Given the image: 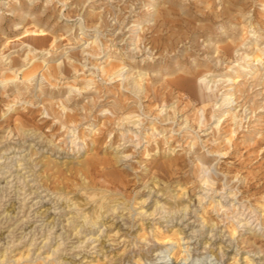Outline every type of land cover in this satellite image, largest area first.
Wrapping results in <instances>:
<instances>
[{
  "label": "rangeland",
  "instance_id": "1",
  "mask_svg": "<svg viewBox=\"0 0 264 264\" xmlns=\"http://www.w3.org/2000/svg\"><path fill=\"white\" fill-rule=\"evenodd\" d=\"M21 1L26 0H0V25L19 23L24 11L11 12V7ZM36 1L41 12L50 7L53 17L46 27L49 33L58 29L56 40L49 38L50 44L59 41V48L35 49L12 33L0 41V65L5 64L0 66V262L184 264L186 255L187 264H264V0H241L230 17L216 23L219 31H240L231 49L234 60L217 61L219 52L203 51L210 41L216 44L214 35L210 40L196 35L202 51L181 69L178 55L169 60V0ZM228 1L174 0L183 11L191 5L209 10L212 2L219 4L217 10L228 9ZM90 14L102 17L96 28H89ZM103 19L109 27L98 30ZM243 23L251 25L245 29ZM95 42L101 45L99 56L88 53ZM188 48L191 43L185 54ZM10 58L18 59L19 68L10 67ZM195 58L216 60L211 71L205 64L192 66L195 85L214 98L208 105L183 92L169 99V82ZM64 65L70 76H55L56 66ZM135 106L141 113L127 118ZM170 112L174 120L163 122ZM74 113L78 123L64 126L66 114ZM129 153L132 159H123ZM113 172L117 178L107 176ZM198 177L210 181L207 189ZM97 189L114 195L115 210L91 197L100 193ZM90 217L100 224H87ZM236 221L243 228L233 239Z\"/></svg>",
  "mask_w": 264,
  "mask_h": 264
},
{
  "label": "bare ground",
  "instance_id": "2",
  "mask_svg": "<svg viewBox=\"0 0 264 264\" xmlns=\"http://www.w3.org/2000/svg\"><path fill=\"white\" fill-rule=\"evenodd\" d=\"M134 1H137V0H134ZM180 1V0H179ZM212 1V0H211ZM214 1V0H213ZM230 1V0H229ZM228 1V2H229ZM67 2V1H66ZM74 2H76V1H74ZM73 2V3H74ZM78 2H79V0H78ZM132 2V1H131ZM226 2H227V0H226ZM16 3V2H15ZM14 3V4H15ZM77 3V2H76ZM75 3V4H76ZM183 3V2H182ZM203 3V2H202ZM216 3H218V2H216ZM241 3V0H231L230 2H229V5H228V9H222V10H217V8H214L215 6H214V2H212V6H209V10H206V9H208V7L205 9V10H194V9H197V8H195V7H192V5H191V7H189L188 5V10H186V11H183L184 10V8L183 9H180V8H178L177 6L178 5H176V4H178L177 2H174V0H169V15H166V16H169L168 18H169V60H171V56H170V54H173V53H175L176 55H178L180 58H179V60L177 61V63L178 64H176V65H179V68L181 69V67L182 66H184L183 64H184V62H186L187 60H188V57H191V56H193L194 54H195V52H201L202 51V49H201V47H202V45L200 44V42L197 40L198 38L196 37V35H198L199 37H207V39L208 40H210V39H213L212 38V36L211 35H214V39H215V41H216V44L215 45H213V43L210 41V45H207V46H204L205 47V49L203 50L204 52H207V53H217V52H219V56L216 58V60L217 61H220V62H224L225 60V62H227V60H228V62H229V60H234V58L236 57V56H234V52L231 50L232 49V46H233V43H235V44H237V42L240 40V38H239V35H240V31L237 29V28H231L230 29V27H225V29L224 30H222V31H219L217 28H215V25H216V23L220 20V19H224L226 16H231V13L232 12H234V11H230V10H232V6L234 5V7H237L238 6V4H240ZM13 4V6H12V4H11V12L13 11V12H23V14H21V16L18 18L19 19V23H17V24H15L14 25V28L17 26V25H19V24H21L22 25V27H20V28H18L17 30L16 29H14L13 28V26L11 27V26H9L8 27V25H7V27L8 28H10V30L7 28V27H5L4 25H0V41H1V39H2V35H10L11 33L12 34H16V37H18V38H16V40L18 39H23V40H26V41H28V42H30L31 43V46L32 47H34L35 49H43L44 50V48H47V47H53V49L54 48H59V41H57V42H53V43H51L50 44V42L52 41L50 38H49V34L50 35H52L54 38H52L53 40H56V36H58V35H56L57 34V32H58V29L57 28H54L52 31H50V33H49V29L46 27V24H48L49 23V25H50V22H51V18L53 17L52 15H51V11H50V7L49 6H47L46 8H45V10L44 11H42L41 12V8H42V6H40V4L36 1V0H26V1H21L19 4H17V5H14ZM78 4V3H77ZM80 4H81V2H80ZM79 4V6H82V5H80ZM191 4V3H190ZM210 4V3H209ZM224 4H225V2H224ZM244 4V3H243ZM185 5V4H184ZM211 5V4H210ZM216 5V4H215ZM219 5V4H218ZM218 5H216V6H218ZM245 5H247V4H245ZM186 6V5H185ZM184 6V7H185ZM186 6V7H187ZM197 6V5H196ZM226 6H227V4H226ZM77 7V6H76ZM222 7H224V5L222 4ZM242 7V6H241ZM245 7V6H244ZM99 8V7H98ZM107 8H108V11L111 13V14H113V15H115L116 14V11H115V9L114 8H112L110 5H108V7H106V10H107ZM199 8V7H198ZM201 8V7H200ZM199 8V9H200ZM227 8V7H226ZM246 8H247V6H246ZM125 9H128V5H126L125 6ZM238 10V9H237ZM247 10V9H246ZM55 11V10H54ZM160 11V10H159ZM162 11V10H161ZM160 11V12H161ZM166 11V10H165ZM164 11V13H167V11L165 12ZM244 11V10H243ZM134 13H135V16L137 15V12H135V11H133ZM163 12V11H162ZM231 12V13H230ZM39 13V14H38ZM94 13V12H93ZM239 13H242V12H240L239 11ZM70 14V13H69ZM87 14V13H86ZM96 14V13H95ZM159 14V13H158ZM161 14V13H160ZM159 14V15H160ZM236 14V13H235ZM234 14V15H235ZM35 15V17L32 19H30V17H32V16H34ZM54 15H55V13H54ZM162 15H165V14H162ZM162 15H160V16H156V17H161ZM52 16V17H51ZM71 16H72V14H71ZM166 16H165V19H168V18H166ZM242 16V15H241ZM67 17H68V15H67ZM119 18H120V16H118ZM164 17V16H163ZM57 18V17H56ZM69 18H71L70 16H69ZM85 18V17H84ZM162 18V17H161ZM87 19V18H86ZM100 19H102V17H98L97 15H93V14H90L89 16H88V20L90 21V26H89V28H96V25H97V23L99 22V20ZM157 19V18H156ZM234 19H236V17L234 18ZM56 20V19H55ZM160 19H158V21H159ZM163 20H164V18H163ZM87 21V20H86ZM157 21V20H156ZM165 21V20H164ZM163 21V22H164ZM222 21V20H221ZM226 21V20H225ZM225 21H223V22H225ZM229 21V20H228ZM10 22V21H9ZM166 22V21H165ZM198 22H205L204 24H197ZM240 22V21H239ZM242 22V21H241ZM240 22V23H241ZM244 22V21H243ZM1 23H2V21H1ZM103 23V24H102ZM102 25H101V27L98 29V30H100V29H108V27H109V24L108 23H106V21H104V19L102 20ZM160 23H162V22H160ZM167 23V22H166ZM244 23H246V22H244ZM243 23V25L245 26V29H248V27L252 24L251 22V24L249 23V24H244ZM159 24V23H158ZM164 24V23H163ZM163 24H161V25H163ZM243 25H241V26H243ZM254 25V24H253ZM51 26V25H50ZM165 26V25H164ZM60 27V26H59ZM62 28V27H61ZM60 30V29H59ZM82 30V29H81ZM243 30V29H242ZM244 31V30H243ZM247 31V30H246ZM249 31V30H248ZM60 32V31H59ZM245 32V31H244ZM243 32V33H244ZM100 33V32H99ZM247 33V32H246ZM64 34V33H63ZM242 34V33H241ZM248 34H249V32H248ZM66 35V34H65ZM247 35V34H246ZM19 36H21V38H19ZM158 36V35H157ZM161 36V35H160ZM7 37V36H6ZM12 37V36H11ZM59 37H60V35H59ZM62 37H64V36H62ZM144 38H145V36H143ZM230 37L231 38H233V40H232V43H229V41H228V39H230ZM244 37H245V40H248V39H246L247 37L245 36V33H244ZM249 37V36H248ZM61 38V37H60ZM143 38V39H144ZM152 38V37H151ZM6 39V38H5ZM8 39H9V37H8ZM68 39V38H67ZM143 39H142V41H143ZM205 39V38H204ZM244 40V41H245ZM6 41H8V40H6ZM98 41V40H97ZM147 41V40H146ZM162 42H163V40H161ZM205 41V40H204ZM203 41V42H204ZM1 42H4V41H1ZM87 42H88V40H87ZM249 42V41H248ZM256 42V41H255ZM8 43H9V41H8ZM23 43H25V41H22L21 42V44H23ZM96 43V42H95ZM189 43H191V50H190V52H189V48H188V50H187V52H186V54H185V50L187 49V44H189ZM222 43H226L227 45H224V46H222L221 44ZM243 43V42H242ZM13 44V43H12ZM12 44H11V46H12ZM159 44V43H158ZM205 44V43H204ZM249 44V43H248ZM254 44V43H253ZM2 45V44H1ZM1 45H0V47H1ZM5 45V44H4ZM7 45V44H6ZM5 45V46H6ZM217 45H221V46H217ZM240 45V44H239ZM100 46L101 45H99V44H95V46H94V49H93V52H89L88 51V53H90V54H92V55H101V48H100ZM159 46V45H158ZM166 46H168V45H166ZM240 46H242V45H240ZM256 46V45H255ZM259 46V45H258ZM3 47V46H2ZM6 48V47H5ZM8 48V47H7ZM10 49V48H9ZM8 49V50H9ZM52 49V48H51ZM236 49V48H235ZM260 49V48H259ZM241 50V49H240ZM260 50H262V48L260 49ZM1 51V50H0ZM35 51V50H34ZM54 51V50H53ZM96 51H99L98 53H96ZM258 51V50H257ZM3 52V51H2ZM20 52V51H19ZM23 52V51H22ZM26 52L27 51H25V53L23 54V56H25V54H26ZM32 52V51H31ZM263 52V51H262ZM264 53V52H263ZM5 54H7L6 53V51H4V53H3V55L5 56ZM9 54V53H8ZM28 54V53H27ZM260 54V53H259ZM4 56H2V57H4ZM8 56V55H7ZM197 56V55H196ZM199 56V55H198ZM259 56V55H258ZM71 57H77V55L75 54V55H73L72 54V56ZM260 57H263V55H261ZM17 58H18V56H17ZM33 58V57H32ZM54 58V57H53ZM242 58V57H241ZM9 59V58H8ZM11 59V58H10ZM56 59V58H55ZM214 59V58H213ZM212 58H209L206 62H201L200 60H199V58H195V59H193V61L190 63V65H191V68H189L188 70H184L183 71V75L181 74V76H179V77H176L177 79L176 80H174V81H171V82H169V99L170 98H173V96H174V94H175V92H183L184 94H188L189 95V97L191 98V99H195V100H199V97H201V102L202 103H206L207 104V102H213V100H214V98L211 96V95H208V94H205V93H203V92H201L202 90H200L198 87L199 86H197V84L195 85V83H194V81L192 80V79H194V78H192L193 76H195V75H198L195 71H196V69H194L193 70V67L192 66H194V67H198L199 65H204L205 64V66L207 67V71H211L212 69H211V63L213 62V61H216V60H213ZM240 59L237 57L236 58V61H239ZM262 60V59H261ZM3 61V60H2ZM5 61V60H4ZM3 61V62H4ZM263 61V60H262ZM187 63H188V61H187ZM10 67H12L13 69L15 68H19V61H18V59H15V58H12L11 59V61H10ZM170 64V63H169ZM189 64V63H188ZM2 65H5V64H3V63H1V68H2ZM21 65V64H20ZM121 65V64H120ZM171 65V64H170ZM182 65V66H181ZM189 65V66H190ZM8 66V65H7ZM75 67V66H74ZM173 67V66H172ZM187 67V66H186ZM186 67H185V69H186ZM5 68V67H4ZM8 68V67H7ZM12 68H9V69H12ZM75 68H77V67H75ZM176 67H174V69H175ZM183 68V67H182ZM205 68V67H204ZM170 69V68H169ZM198 69V68H197ZM5 70H7L6 68H5ZM34 70H36L37 71V68L36 69H34ZM206 70H204V71H206ZM35 71V72H36ZM171 72L173 71V70H170ZM175 71V70H174ZM173 71V72H174ZM3 72V71H2ZM34 72V71H33ZM33 72L31 71V73L33 74ZM72 71L70 70V68L67 66V65H64V67H57L56 66V68H55V71H54V74H55V76H58L59 74H63V75H69L70 76V73H71ZM203 72V71H202ZM201 72V73H202ZM111 73V72H110ZM205 73V72H204ZM32 74H30V75H32ZM47 74H49V73H47ZM51 74H53V72L51 73ZM53 74V75H54ZM207 74H208V72H207ZM178 75V74H177ZM180 75V74H179ZM203 75H205V74H203ZM239 75V74H238ZM27 76V75H26ZM49 76H51V75H49ZM48 76V77H49ZM117 76H121L120 74L119 75H117ZM191 76V77H190ZM28 77H29V74H28ZM45 77H47V76H45ZM47 77V78H48ZM202 76H198L197 78H201ZM51 78V77H50ZM60 78V77H59ZM69 78V77H68ZM115 78V77H114ZM173 80V79H172ZM240 79H237V81H239ZM137 81V80H136ZM237 81H236V83H237ZM168 84V83H167ZM200 84V83H199ZM135 86H137V87H139L140 88V84H136ZM87 87V86H86ZM128 87V86H127ZM201 87V86H200ZM28 88V87H27ZM142 88V87H141ZM26 89V88H25ZM157 91V90H156ZM165 91V90H164ZM168 91V90H167ZM245 92V91H244ZM162 93V92H161ZM165 93V92H164ZM164 93H163V95H164ZM165 94H167V93H165ZM22 95V94H21ZM180 95V94H179ZM226 96V95H225ZM166 97V96H165ZM217 98V97H216ZM130 99V98H129ZM161 99V98H160ZM118 100V99H117ZM122 100V99H121ZM51 101H52V99H51ZM124 101V100H123ZM49 102V101H48ZM68 102H70L69 100L67 101V103ZM136 102V101H135ZM65 103H66V101H65ZM122 103V102H121ZM121 103H119V104H116L117 106H118V109L119 108H121V109H125V104H122L121 105ZM138 104V103H137ZM55 105V104H54ZM64 105H66V104H63V106ZM208 105V104H207ZM116 106V107H117ZM213 106V105H212ZM136 107V106H135ZM138 107V106H137ZM134 108V109H137V110H130L131 112H129L128 114H127V118H132L133 119V117H135L136 116V114L139 112V113H141L140 112V110H139V108ZM208 107V106H207ZM52 108V107H51ZM66 108H68V106H66ZM86 109V108H85ZM127 109V108H126ZM125 109V110H126ZM132 109V108H131ZM180 109V108H179ZM51 110H53V109H51ZM86 110H88V112H90L91 113V111L93 110V109H89V108H87ZM173 110H174V108H173ZM40 111V110H39ZM117 111V110H116ZM119 111V110H118ZM124 111V110H123ZM41 112V111H40ZM114 113V112H113ZM116 113V112H115ZM124 113V112H123ZM148 113V112H147ZM147 113L145 114L146 116H147ZM150 113V112H149ZM171 113V112H170ZM169 113V118H167V116H166V118H164V120H162L163 122H165V121H167V120H174L173 118H171V116H172V113L170 114ZM173 113L176 115V112H174L173 111ZM177 113H179V112H177ZM212 113V112H211ZM219 113V112H218ZM53 114H56V113H53ZM126 114H125V116H126ZM160 114V113H159ZM58 115V114H57ZM63 115V114H62ZM119 115V114H118ZM124 115V114H123ZM224 115V114H223ZM133 116V117H132ZM138 116L140 117L141 116V114H138ZM137 116V117H138ZM56 117V116H55ZM64 117V116H63ZM81 117V116H80ZM60 118V117H59ZM88 118V117H87ZM115 118V117H114ZM121 117H119V118H117V119H120ZM175 118V117H174ZM62 119L63 118H61V121H62ZM65 120L64 121H60L62 124H64V126H66V125H68V124H71V123H78V121H79V114L78 113H74V114H66V118H64ZM122 119V118H121ZM120 119V120H121ZM34 120V119H33ZM113 120V119H112ZM119 120V121H120ZM29 121V120H28ZM114 121V120H113ZM132 121V120H131ZM146 121V120H145ZM22 122V121H21ZM30 122V121H29ZM37 122V121H36ZM35 122V123H36ZM46 122V121H45ZM81 122V121H80ZM117 122V121H116ZM150 122V121H149ZM160 122V121H159ZM171 122V121H170ZM24 123V122H23ZM33 123V122H32ZM34 123V124H35ZM38 123V122H37ZM111 123V122H110ZM114 123V122H113ZM135 123V122H134ZM160 123H162V122H160ZM21 124V123H20ZM30 124H31V122H30ZM40 124V123H39ZM46 124V123H45ZM108 124V123H107ZM151 124V123H150ZM158 124V123H157ZM200 124V123H199ZM198 124V125H199ZM23 125V124H22ZM27 126H28V124H26ZM41 125V127H42V125L43 124H40ZM104 125H105V123H104ZM149 125V124H148ZM161 125V124H160ZM32 126H34V125H32ZM36 126V125H35ZM39 126V125H38ZM38 126H37V129H38ZM44 126V125H43ZM163 126V125H162ZM26 126L24 125V128H25ZM46 127V126H45ZM106 127H107V125H106ZM105 127V128H106ZM112 127V126H111ZM156 127V126H155ZM23 128V127H22ZM23 128V129H24ZM27 128V127H26ZM114 128V127H113ZM32 129H33V127H32ZM111 129V128H110ZM155 129V128H154ZM164 129V128H163ZM166 129V128H165ZM17 130H18V128H17ZM21 130V129H20ZM27 130V129H26ZM30 130H31V128H30ZM41 130H42V128H41ZM107 131L109 130V129H106ZM113 130V129H112ZM173 130H175V129H173ZM16 131V130H15ZM14 131V132H15ZM110 131V130H109ZM177 131V130H176ZM19 132V131H18ZM23 133H24V130L22 131ZM30 132V131H29ZM33 132V131H32ZM39 132H40V130H39ZM103 133H105L104 131H102ZM119 132V131H118ZM171 132V131H170ZM20 133V132H19ZM108 133V132H107ZM111 133V132H110ZM35 134H37L36 132H35ZM42 134V133H41ZM102 134V133H101ZM24 135H25V133H24ZM148 135V134H147ZM20 136H22V135H20ZM48 136V135H47ZM46 136V137H47ZM83 136V135H82ZM98 139V138H97ZM96 139V140H97ZM100 139V138H99ZM95 141V140H94ZM97 142V141H96ZM100 142V141H99ZM98 142V143H99ZM92 143V142H91ZM160 144V143H159ZM170 150V149H169ZM33 153V152H32ZM36 153V152H35ZM39 154V153H38ZM96 155H98V154H96ZM93 157H95V155L93 156ZM49 158V157H48ZM178 158V157H177ZM183 158V157H182ZM185 159V158H184ZM120 160V159H119ZM178 160H180V158L178 159ZM105 161V160H104ZM172 161V160H171ZM175 161V160H174ZM183 161V160H182ZM57 162V161H56ZM176 162V161H175ZM181 162V161H180ZM41 163V162H40ZM50 163V162H49ZM78 163V162H77ZM81 164V163H80ZM85 164V163H84ZM92 164H94V162L92 163ZM103 164L105 165H109V164H111V162L110 163H107V162H103ZM175 164V163H174ZM186 164V163H185ZM57 165V164H56ZM59 165V164H58ZM88 166V167H87ZM112 166V165H111ZM170 166V165H169ZM173 166V165H172ZM178 166V165H177ZM182 166H183V164H182ZM57 167V166H56ZM181 167V166H180ZM53 168V167H52ZM58 168H59V166H58ZM87 168H89V165H86L85 166V169H87ZM102 168V167H101ZM100 168V169H101ZM166 168V167H165ZM174 168V167H173ZM60 169V168H59ZM83 169V168H82ZM107 169V168H106ZM176 168H174V170H175ZM61 170V169H60ZM70 170V169H69ZM96 170V169H95ZM97 170H99V169H97ZM96 170V171H97ZM113 170H114V168H113ZM160 170V169H159ZM170 169H168L167 171H169ZM181 170V169H180ZM50 171V170H49ZM52 171V170H51ZM90 171H92V170H90ZM108 171V170H107ZM172 171V169L170 170V172ZM59 172V171H58ZM80 172V171H79ZM100 172V171H99ZM104 172V171H103ZM95 173V172H94ZM102 173V172H101ZM172 173H173V171H172ZM76 174V173H75ZM123 174V173H122ZM38 175V174H37ZM48 175V174H47ZM58 175H59V173H58ZM95 175V174H94ZM97 175V174H96ZM95 175V176H96ZM166 175H167V173H166ZM102 176V175H101ZM107 176H110V177H116V176H118L115 172H113V173H108V175ZM77 177V176H76ZM81 177V176H80ZM93 177V176H92ZM121 177V176H120ZM44 178H45V176H44ZM43 178V179H44ZM50 178V177H49ZM52 179H53V177H51ZM107 178V177H106ZM117 178V177H116ZM47 179V178H46ZM45 179V180H46ZM59 179V178H58ZM61 179V178H60ZM82 179V178H81ZM104 179V178H103ZM109 179V178H108ZM76 180H78V179H76ZM106 180V179H105ZM208 180V179H207ZM39 181V180H38ZM55 181V180H54ZM104 181V180H103ZM114 181V180H113ZM153 181V180H152ZM209 181V180H208ZM208 181H205V183H207ZM44 182V181H43ZM51 182H53V181H51ZM60 182V181H59ZM59 182H57V183H59ZM96 182V181H95ZM107 182V181H106ZM109 182V181H108ZM210 182V181H209ZM208 182V183H209ZM46 183H48V182H46ZM71 183V182H70ZM73 183V182H72ZM85 183V182H84ZM117 183V182H116ZM124 183H126V182H124ZM128 183V182H127ZM126 183V184H127ZM165 183H167L166 181H165ZM40 184V183H39ZM60 184V183H59ZM106 184V183H105ZM108 184V183H107ZM106 184V185H107ZM112 184H113V182H112ZM119 184V183H118ZM168 184V183H167ZM166 184V185H167ZM170 184V183H169ZM210 184V183H209ZM55 185V184H54ZM96 185H98V184H96ZM161 184H159V186H160ZM61 187V186H60ZM84 187H85V185H84ZM89 186H87V188H88ZM108 187V186H107ZM118 187V186H117ZM166 187V186H165ZM172 187V186H171ZM42 188V187H41ZM49 188V187H48ZM116 188V187H115ZM68 189V188H67ZM83 189V188H82ZM81 189V190H82ZM102 189V188H101ZM100 189V190H101ZM108 189V188H107ZM110 189V188H109ZM51 190V189H50ZM90 190V189H89ZM99 192H100V190L99 189H97ZM114 190V189H113ZM83 191V190H82ZM102 191V190H101ZM164 191V190H163ZM170 191V190H169ZM60 192V191H59ZM58 192V193H59ZM115 192V191H114ZM172 192V191H171ZM71 193V192H70ZM72 193H73V190H72ZM108 193V192H107ZM107 193H104V191L103 192H100V193H95L94 195H91V197L92 198H96V197H101V198H99L102 202L103 201H105V202H107L108 201V204H107V208H109V209H111V210H115V206L113 205L116 201H113L112 202V200H111V198L112 197H114V195L113 196H111V195H109V194H107ZM173 193V192H172ZM60 194V193H59ZM75 194H76V192H75ZM74 194V195H75ZM85 194V193H84ZM93 194V193H92ZM65 195V194H64ZM74 195H73V197H74ZM89 195V194H88ZM166 195V194H165ZM71 196V195H70ZM69 196V197H70ZM118 196V195H117ZM91 197H89V199L91 198ZM172 197V196H171ZM67 198V197H66ZM86 198V197H85ZM115 198V197H114ZM174 198V197H173ZM71 199H73V198H71ZM75 200V199H74ZM83 200V199H82ZM98 200V199H97ZM79 201V200H78ZM87 201V200H86ZM96 201V200H95ZM73 202V201H72ZM80 202V201H79ZM87 202H89V200L87 201ZM92 202V201H91ZM91 202H90V204H91ZM124 202V201H123ZM137 202V201H136ZM84 203V202H83ZM95 203V202H94ZM104 203V202H103ZM158 203L159 202H157L156 203V205H158ZM82 204V203H81ZM86 204V203H85ZM84 204V205H85ZM121 204H122V202H121ZM126 204H128V203H126ZM125 204V205H126ZM140 204V203H139ZM79 205H80V203H79ZM89 205V204H88ZM97 205V204H96ZM116 205V204H115ZM122 205H124V204H122ZM95 206V205H94ZM68 207V206H67ZM95 207H97V206H95ZM117 207V206H116ZM100 208H104V205L103 206H101ZM106 208V209H107ZM176 208V207H175ZM56 209V208H55ZM79 209H81V208H79ZM83 209V208H82ZM92 209V208H91ZM99 209V208H98ZM130 209V208H129ZM185 209V208H184ZM49 210V209H48ZM97 210V209H96ZM105 210V209H104ZM110 210V211H111ZM187 210V209H186ZM87 211V210H86ZM46 212V211H45ZM76 212V211H75ZM97 212V211H96ZM103 212V211H102ZM101 212V213H102ZM43 213V212H42ZM98 213V212H97ZM94 215V214H93ZM93 215H92V217H93ZM51 217V216H50ZM49 217V218H50ZM92 217H90V220H89V223H87V224H92V225H98V224H100V222L98 221V220H95V218H92ZM95 217V216H94ZM104 217V216H103ZM100 218V216L97 218V219H99ZM103 219V218H102ZM203 219H205V218H203ZM202 219V220H203ZM54 220V219H53ZM79 220V219H78ZM88 219H86V221H87ZM104 220V219H103ZM68 221H70V220H68ZM105 221V220H104ZM207 221V220H206ZM207 222H209V220L207 221ZM67 223V222H66ZM102 223V222H101ZM204 223V222H203ZM71 225H74L75 226V221H72L71 223H70ZM113 224V223H112ZM51 225V224H50ZM104 225H106V223H104ZM52 226V225H51ZM50 226V227H51ZM54 227V226H53ZM77 227V226H76ZM108 228V227H107ZM232 228V227H231ZM80 230V229H79ZM180 230V229H179ZM232 230V229H231ZM233 231V230H232ZM75 232V231H74ZM77 232V231H76ZM231 232V231H230ZM80 233V232H79ZM91 233V232H90ZM89 233V234H90ZM183 233V232H182ZM232 233V232H231ZM230 233V234H231ZM232 236H233V234H231ZM78 238V237H77ZM94 238V237H93ZM50 239V238H49ZM97 240V239H96ZM208 243V242H207ZM7 251V250H6ZM56 252V251H55ZM29 253V252H28ZM29 255V254H28ZM141 258V257H140ZM1 259V258H0ZM143 264V263H142Z\"/></svg>",
  "mask_w": 264,
  "mask_h": 264
},
{
  "label": "clouds",
  "instance_id": "3",
  "mask_svg": "<svg viewBox=\"0 0 264 264\" xmlns=\"http://www.w3.org/2000/svg\"><path fill=\"white\" fill-rule=\"evenodd\" d=\"M138 146L139 145L137 144V147ZM133 155H134V153H129V154L125 155L123 157V159L130 160V159H132ZM223 155H227V152H224ZM197 182H198V184H199V186L201 188H204V189H207L208 188V184L204 182V179L203 178L198 177V181ZM116 191L117 192H120V189L117 188ZM121 194H123V193H121ZM260 208L261 209H264V203H261ZM240 228H243V224H240L239 221H236L234 223V225H233V239H236L238 237V235H239V229ZM183 259H184V264H187V256L186 255H185V257H183ZM0 264H3V262H0Z\"/></svg>",
  "mask_w": 264,
  "mask_h": 264
}]
</instances>
